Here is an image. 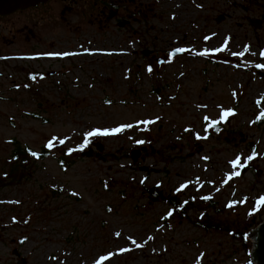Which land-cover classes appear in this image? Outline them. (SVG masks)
<instances>
[{
	"label": "rangeland",
	"instance_id": "1",
	"mask_svg": "<svg viewBox=\"0 0 264 264\" xmlns=\"http://www.w3.org/2000/svg\"><path fill=\"white\" fill-rule=\"evenodd\" d=\"M134 2L125 28L57 5L54 32L41 29L54 58L0 63V264H252L264 27L248 19L264 18V0ZM154 50L186 54L158 65L143 56ZM96 143L100 156L84 157ZM17 146L38 155L12 181Z\"/></svg>",
	"mask_w": 264,
	"mask_h": 264
},
{
	"label": "flooded vegetation",
	"instance_id": "2",
	"mask_svg": "<svg viewBox=\"0 0 264 264\" xmlns=\"http://www.w3.org/2000/svg\"><path fill=\"white\" fill-rule=\"evenodd\" d=\"M70 3V5L68 4ZM127 3L135 4L134 0H46L45 2H39L36 4L28 5L24 8H18L12 10L11 12L0 13V63H8L12 60L19 61H36L41 59H48L50 57L54 58L56 54L43 53L40 50L42 46V35L41 29L46 28L54 32V26L57 25L58 20V8L60 5V15L63 16L65 11H73L75 5H81L84 8L85 13L83 17H94L96 14H102L105 18L108 15L107 21L116 22L122 24L123 22L128 23L125 27L130 26V22L136 21L137 13H131L132 15L127 16L125 19L120 18V14L123 11V6ZM127 7V6H126ZM102 8V10H100ZM99 9V12L97 11ZM89 14V15H88ZM113 15V16H112ZM112 16V17H111ZM224 18V17H223ZM62 23V29L66 32H72V28L66 27L63 23L62 18H60ZM128 19L130 21H128ZM260 22L259 31L264 27V18L252 19ZM250 26L254 27L255 24L250 23L251 19H248ZM119 25V27H120ZM124 27V28H125ZM122 28V27H121ZM255 29V28H254ZM256 30V31H258ZM66 32V33H67ZM7 33V35H5ZM69 40L62 37V40L57 42L53 41L50 45L45 48L53 51L57 48V44H68ZM13 48V51L11 50ZM13 52V53H11ZM186 54V51H184ZM172 52L168 51L164 54L163 64L168 63V58ZM65 53H62L61 56ZM152 63H158L160 59L159 54L156 51H152V54L145 58ZM170 59V58H169ZM173 60V59H170ZM26 72V76L29 82L34 79H38V74L35 72ZM53 75V74H51ZM3 74L0 73V78Z\"/></svg>",
	"mask_w": 264,
	"mask_h": 264
},
{
	"label": "water",
	"instance_id": "3",
	"mask_svg": "<svg viewBox=\"0 0 264 264\" xmlns=\"http://www.w3.org/2000/svg\"><path fill=\"white\" fill-rule=\"evenodd\" d=\"M46 0H0V13L5 12H11L12 10H16L18 8H24L28 5L36 4L39 2H45ZM113 16V15H112ZM111 16V17H112ZM224 20L223 17H221L218 22H222ZM252 24L254 25L255 30H258L260 28V22L251 20ZM128 23L123 22L120 27L124 28ZM152 54V51H145L143 52V56L148 58ZM184 51H174L170 54V59H174L177 56L184 55ZM163 59H159L158 63L161 65L163 64ZM95 150L98 152L96 156H100V154L104 151V147L101 143H96L94 145V149H89L88 152L84 154V157L86 158H92L94 156ZM146 152V149L142 150H136L131 153V158L134 163H138L142 153ZM248 170V167H244L243 173H245ZM252 241V251L250 253L251 259L250 262L253 264H264V222H262L255 231H253L250 235H248ZM15 256H20L18 251H14Z\"/></svg>",
	"mask_w": 264,
	"mask_h": 264
},
{
	"label": "trees",
	"instance_id": "4",
	"mask_svg": "<svg viewBox=\"0 0 264 264\" xmlns=\"http://www.w3.org/2000/svg\"><path fill=\"white\" fill-rule=\"evenodd\" d=\"M33 153H35V155H33ZM37 155H38V153L32 151L31 149L21 148L20 146H17V148L15 149V151L13 153V157H12L13 158V164H14L13 169H12L11 174H10L13 177L12 181H15V176L19 175V173H20L19 169L23 168L22 162L31 159V157H36ZM67 155H68V152L66 151V154L60 159V165L62 168L71 165V163L66 160ZM41 157L43 158L44 156H41ZM3 186H5V183H0V189ZM169 202H171L172 204L175 205L174 201H169Z\"/></svg>",
	"mask_w": 264,
	"mask_h": 264
},
{
	"label": "snow or ice",
	"instance_id": "5",
	"mask_svg": "<svg viewBox=\"0 0 264 264\" xmlns=\"http://www.w3.org/2000/svg\"><path fill=\"white\" fill-rule=\"evenodd\" d=\"M64 55H70V53H65ZM149 71H151V69H149ZM230 114H232V113L224 112L222 114V116H228ZM262 115H264V114H262ZM205 119L207 120V118H205ZM120 131H122V128H116V129L111 130V131H92V132H89L87 135L88 136H107V135L118 133ZM85 143H87V138L85 139ZM141 143H142V141H141ZM49 146H51V145H49ZM33 155H35V153H33ZM73 195H75V193ZM205 199H207V198H205ZM261 199H262V201H264V198H261ZM104 259H106V258L102 257L101 261L98 262V264H103Z\"/></svg>",
	"mask_w": 264,
	"mask_h": 264
}]
</instances>
